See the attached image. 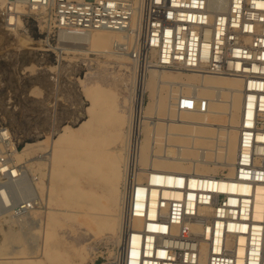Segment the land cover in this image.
<instances>
[{"label": "built area", "instance_id": "1", "mask_svg": "<svg viewBox=\"0 0 264 264\" xmlns=\"http://www.w3.org/2000/svg\"><path fill=\"white\" fill-rule=\"evenodd\" d=\"M22 9L39 14L63 42L95 30L120 31L130 40L115 49L137 64L244 83L234 175L152 171L149 182L131 181L123 244L92 264H264V219L254 218L256 189L264 186V0H6L9 26L19 25ZM141 116L131 112L132 129ZM1 131L0 223L7 225L39 202L28 170L7 152L9 132ZM212 183L220 186L211 189Z\"/></svg>", "mask_w": 264, "mask_h": 264}, {"label": "rangeland", "instance_id": "2", "mask_svg": "<svg viewBox=\"0 0 264 264\" xmlns=\"http://www.w3.org/2000/svg\"><path fill=\"white\" fill-rule=\"evenodd\" d=\"M5 3L6 0H0V130L9 132L12 142L10 151L7 152H12V158L28 170L30 185H33V191L37 194L39 206L31 212V216L39 218L45 227L50 210H82V207H86V197L89 198L95 193L110 197L116 203L111 213L117 215L119 212V225L114 230H103L95 235L88 231L85 222L78 219L77 215L67 221L62 213L57 214L63 224L59 232L64 231L60 233L61 244L68 249L70 260L76 264L77 258L85 255V264H92L97 259V262H103L114 256L121 242L123 206L118 210L120 193L123 199L124 188L129 182L140 180L145 173L139 160L144 130L147 125L152 127L153 137V127L156 124H168L172 120L178 122L181 119V105L192 103L193 96H198L199 90L194 88L195 86L182 88L180 85H165L161 89L164 109L154 111L153 108H148L151 103L149 92H145L142 103L140 102L146 82L150 79V68L146 77L144 74L136 77L137 70L131 59L121 57H129L127 52L121 53L115 49L116 41L107 55L92 51L83 38L63 42L48 25L43 24L39 14L30 13L25 9L20 10L22 15L19 25L9 26L3 16ZM171 74L179 77L178 79H186L183 77L185 75L177 71ZM93 89L101 92L100 95L104 98L102 104L92 106L93 99L90 95ZM216 92L210 91V98L216 99ZM221 98L230 99L225 96ZM205 104L207 103L200 102L195 107L202 110L193 114L195 122L198 121L199 124L184 131L190 135L210 136L212 143L209 146H193L192 138L189 137L185 141L192 146V150H186L185 154L195 161L205 157L201 155L202 149H205L208 151L209 161L219 162L222 160L219 159V154H222L220 157L223 158L226 152L224 146L236 126L234 118L239 108L231 107L227 102L218 105L225 113L221 124L224 127L227 124L222 132L224 135H219L217 126L210 130L200 128V123L206 122L204 116L208 107ZM102 110L108 114L105 115L107 117L97 115ZM133 110L142 114L136 130L129 125ZM120 116L123 121L118 120ZM85 122L88 123L82 127ZM66 126H71L72 131L68 133H72L74 138L77 137L82 142L78 145L72 140L55 142L56 156L49 160L50 136L56 138L65 132ZM160 135L159 142L155 144L159 153L165 151L171 156L177 155L178 148L185 142L172 139L165 131ZM39 140L40 146L36 144ZM28 144L35 146L31 151L19 154ZM115 148H123V179L120 176L114 190L108 192L105 182L102 181L103 177L87 172L85 165L75 157L82 153H94L103 158V167L106 165L108 168V153L116 150ZM3 149L6 151V148ZM15 151L18 153L14 157ZM226 172L228 171L224 174ZM80 192L87 195L85 199L80 197ZM12 223L15 224L11 220L6 222L7 225L0 223V243L4 244V248L7 243L5 235ZM10 244L7 243V249L16 250L18 244L16 247ZM9 257H13V261L20 258L15 254Z\"/></svg>", "mask_w": 264, "mask_h": 264}, {"label": "bare ground", "instance_id": "3", "mask_svg": "<svg viewBox=\"0 0 264 264\" xmlns=\"http://www.w3.org/2000/svg\"><path fill=\"white\" fill-rule=\"evenodd\" d=\"M137 26L138 23L134 19L132 22V27L135 28ZM82 40L90 46L92 51L94 52L96 51L107 55L110 54V48L112 47L114 41L128 42L130 40V37H128L126 34L120 31L95 30L89 33ZM116 42H114V44ZM127 54L129 55V57L125 55L121 57L127 60L131 59L135 70H137L136 77L141 76L142 74H144L143 76L146 77V73L150 68L149 69V72L151 74L150 79L147 80L144 91L142 89L143 93L141 91L142 97L140 96V102L142 103V99L145 92L150 93L151 103L148 108H153L154 111H158L161 108L164 109L161 89L165 85H170V84L171 86L180 85V87L182 88L195 86L194 88H197L199 90L198 96H193L194 101L192 103H188V104L184 103V106L181 105L180 108L182 110L180 112L181 119H179L178 122L172 120V122L168 124H164V123L156 124L155 127H153L155 133V136L153 137L151 134L152 127L147 125V128L144 130L143 133L144 138L141 140L140 151H139V160L140 163L143 165L145 173L143 177L137 182L141 183L144 180L149 182L150 173L152 171H166V172H174V173L195 174L198 176L199 175L218 176L220 174H224L225 171H228L226 172V176L232 177L235 173V165L238 159L237 154L239 150V130L241 125V117H242L241 114L244 106V95H245L243 81L236 77H229V76L221 77L220 75H203V74L187 72V71H177L179 74L185 75L183 77L186 78V79H178L179 77H176L173 74H171V72H174L176 70L159 69L154 66H143L142 64H137V62L133 60L131 54L129 53ZM215 90L218 92V94H220L219 96L220 98L218 97L217 92H216L217 97L215 96L216 99L210 98L211 95L210 91H215ZM100 94L101 92L97 89L91 93L90 97L93 99L92 106L102 104L103 102L102 100H104V98ZM169 94H171V91L169 92ZM223 96L229 97L230 99L224 100L223 98H221ZM200 102H206L207 104L205 105H207L208 107V109H205L207 111H206V115L204 116L206 122L200 123L202 124V127L200 128L210 130L212 128L214 129L215 128L214 126H217L216 130H218L219 135L223 134L222 132L223 130H225L227 124L225 125V127L224 125L221 124L223 118L225 117V113L218 107V105L227 102L230 103L231 107L236 106L237 108H239V112L236 114L234 118L236 126H234L233 133L230 134L229 140L226 137L228 141L227 145L224 146L226 148V152L224 153L223 158L220 157L222 154L221 155L219 154V159H222L219 162L209 161L207 159L208 151H205V149L204 150L202 149L201 151V155H205V157L204 158L201 157V159L199 160L194 161L191 158L187 157L185 154L186 150H192V146L188 142L186 143L185 141L189 137L192 138L191 141L193 142V146L197 144L209 146L212 143V137L210 136H202L197 134L190 135L184 131L187 130L188 128H191V126L194 127L196 124H199L198 121L195 122V116H193V114L194 112L202 111L200 109L195 108L197 104ZM137 105L142 108V106L139 105V103H137ZM229 110L231 111V109ZM105 113L106 112L102 110L99 113H97V115L99 117L108 115ZM230 114L231 113H229L228 115ZM118 120L123 121V117L120 116ZM229 120L230 119L228 118V122ZM87 123L88 122H85L82 125V127L85 126ZM174 124L176 125L174 126ZM71 128H72L71 126H66L64 128L65 132L60 133L56 138H54V136H50L51 144L48 150L50 155L47 154L51 157L48 158L49 160H52L53 159L52 157L56 156L54 149L55 142H65L72 140L77 145L82 142L77 137L74 138L72 136V133H68L71 130ZM163 131H165V133L172 139H175L179 142H185L184 144H182V146H180V148H178L177 150L178 152L176 151L177 155L175 154L174 156H171L165 151H163V153L161 154L157 150L155 144L159 142L161 137L160 133ZM4 133L5 135L8 134L7 131ZM222 139L223 138H221V140ZM36 144L40 146L39 144H41V141L40 140L37 141ZM33 146L35 145L28 144L25 150L19 154H23L31 151ZM122 151L123 148L122 149L117 148L116 150L108 153V157H107L108 168L106 167V165L103 167L102 164L103 158H101L99 155L94 153L93 154L82 153L75 158H79V161H81L85 165V170L87 172H93L98 176L100 175V177L102 176L103 177L102 181L105 182L107 191L110 192L114 190L115 185L118 183L120 179V176L123 179V170H121ZM17 153L18 151L17 152L15 151L13 153L14 157L17 155ZM105 170H107V172ZM148 170L151 171L148 172ZM215 186L216 188H218L220 185L219 183L216 185L215 183H212L211 189H214ZM125 188H124L123 199L120 193V197L118 200V210L119 208L121 210V205L123 206L122 223H121V242L118 245V247L120 245L122 246L124 241L123 240L124 229H125L124 212L126 209ZM152 192H153V196L156 197L157 191H152ZM169 194L170 193L166 192L165 196H168ZM86 196L87 195L82 194L80 192V197L85 199ZM111 200L112 199L108 196L106 198V196L104 197L102 195H97L95 193L89 198L86 197L85 199L86 207H82L81 208L82 210H72L70 208H61L59 210L57 209V212L54 210H50L47 213V225L45 227H43V224H41V220L39 218H36L35 215L31 216V212L34 211L37 207L27 211L25 216L11 217L10 219L11 222H14L15 224L12 223L13 225H9V232L7 231L8 233H6L5 235V241L9 244L11 243L12 246H15L17 244L18 246L17 247L15 246L16 250L12 251L7 249L6 247L7 243L5 245V248L3 246L4 244L2 245L0 243V264H74V262L70 260V253L68 249L62 247L60 233L64 231L59 232V229L63 226V224L60 223L57 214H59V212L62 213V215H64L67 218V221L68 219L70 220L74 219L72 216L77 215L76 217L78 219H82L85 222L88 231L96 235L97 233L103 230H107V229L114 230L119 225V212L117 215L111 213L115 208L114 205H116V203L113 200L112 201ZM254 218L257 221H262L264 219V186L261 185H259L256 189ZM30 219L32 221H30ZM120 222H121V216H120ZM135 222H136L135 227H140L141 221L137 219L135 220ZM16 227L18 229H16ZM41 232L43 234H41ZM240 240L244 242L245 237L241 236ZM40 242H42V244ZM42 247L44 248L42 249ZM13 254L19 256L20 258L15 261L11 260L13 257H9V256ZM206 258H207V248L206 246H204L203 259L206 260ZM86 260L87 257L85 255H80L79 258H77L76 260V264H85ZM238 264H243V260H239Z\"/></svg>", "mask_w": 264, "mask_h": 264}]
</instances>
